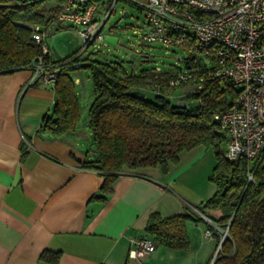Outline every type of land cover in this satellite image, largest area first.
Wrapping results in <instances>:
<instances>
[{
    "label": "crops",
    "instance_id": "1",
    "mask_svg": "<svg viewBox=\"0 0 264 264\" xmlns=\"http://www.w3.org/2000/svg\"><path fill=\"white\" fill-rule=\"evenodd\" d=\"M30 77V68L0 72V264H48L39 259L43 249L60 252L57 264H210L218 247L204 232L217 228L212 218L222 211L206 210L210 218L197 206L215 189L208 179L212 150H182L166 172L158 165L124 169L106 199L94 197L102 178L83 164L96 153L91 129L88 146L79 127L62 135L43 129L56 93L53 84ZM73 81L79 100L82 80ZM189 87L174 91L176 103L185 105ZM153 211L198 215L185 221L187 246L130 253Z\"/></svg>",
    "mask_w": 264,
    "mask_h": 264
},
{
    "label": "trees",
    "instance_id": "2",
    "mask_svg": "<svg viewBox=\"0 0 264 264\" xmlns=\"http://www.w3.org/2000/svg\"><path fill=\"white\" fill-rule=\"evenodd\" d=\"M50 1L56 4L49 5ZM126 1L141 10L138 2ZM63 2L0 0V72L32 69L41 53V44L32 37L34 26L45 27L53 22ZM74 52L61 59L44 55L47 61L59 62L53 84L56 101L41 125L54 135L72 132L77 125L78 99L69 75L71 68L65 62ZM77 61L80 67L89 70L93 82L88 124L96 153L83 163L102 178L100 194L93 196L106 199L124 169L158 165L166 172L168 162H176L182 150L203 145L212 150L215 158L208 175L215 189L197 209L210 218L206 210L222 211L220 217L212 218L217 228L211 225L207 228L213 232L217 247L222 239L212 264H264V154L252 161L244 156L226 157V135L213 118L215 111L233 103L239 87L208 81L203 89L192 90L189 84L183 107L168 95L188 85L167 86L175 71L134 72L119 60H99L91 55L81 56ZM153 85L159 87V92L152 91ZM134 89L143 90L144 96L134 93ZM188 218L199 217L187 211L170 216L153 211L144 231L155 245L183 248L188 244L185 227ZM222 229H227L225 235L220 234ZM59 258L60 252L51 249H43L39 254V259L48 264H57Z\"/></svg>",
    "mask_w": 264,
    "mask_h": 264
},
{
    "label": "built area",
    "instance_id": "3",
    "mask_svg": "<svg viewBox=\"0 0 264 264\" xmlns=\"http://www.w3.org/2000/svg\"><path fill=\"white\" fill-rule=\"evenodd\" d=\"M117 1L64 0L61 4L55 19L82 26L78 29L82 44L65 61L70 68L80 67L77 58L90 44L103 40L102 28ZM139 4L146 25L140 42L182 50L177 58L183 64L167 80V86L191 84L192 90H201L206 82L218 81L239 87L233 103L213 113L226 135V157L244 156L252 161L264 154V0H146ZM47 26H34L32 37L41 44V53L33 62L30 83L54 84L59 69V62L44 57L49 54ZM154 71L161 68L156 66ZM152 91L159 92V87L153 85ZM204 235L213 238L210 229ZM131 242L130 253L139 257L156 247L146 233Z\"/></svg>",
    "mask_w": 264,
    "mask_h": 264
},
{
    "label": "rangeland",
    "instance_id": "4",
    "mask_svg": "<svg viewBox=\"0 0 264 264\" xmlns=\"http://www.w3.org/2000/svg\"><path fill=\"white\" fill-rule=\"evenodd\" d=\"M125 11L128 12L127 16H123ZM145 27L144 12L125 0H118L114 11L102 28L103 40L90 44L82 57L90 54L99 60H119L126 69L134 72L141 69L154 70L156 66H159L161 70L176 71L183 64L177 58L182 50L177 47H165L157 42L141 43L139 35L144 32ZM77 29H82V26L60 22L56 19L47 26L45 43L53 56L64 58L81 46L82 36L76 32ZM107 35L116 37L117 41L109 42L106 40ZM146 56L148 57L144 60ZM69 75L72 79L79 76L82 80L78 86L81 93L78 100L76 128L79 127L84 138L81 140L88 146L92 141L88 124V108L90 100L93 98L92 78L86 67L71 68ZM146 95L151 96L149 91L146 92ZM219 232L223 235L224 229Z\"/></svg>",
    "mask_w": 264,
    "mask_h": 264
},
{
    "label": "water",
    "instance_id": "5",
    "mask_svg": "<svg viewBox=\"0 0 264 264\" xmlns=\"http://www.w3.org/2000/svg\"><path fill=\"white\" fill-rule=\"evenodd\" d=\"M127 15H128V12L125 11L124 14H123V16H127ZM106 40H108L109 42L115 43L117 41V38L114 37V36H111V35H107L106 36ZM144 60H146V58ZM133 92L136 93V94H139L141 96H144V94H145V92L143 90H141V89H134ZM177 105L184 107V106H186V103H185V105H180V104L177 103ZM226 231H227V229L224 231V234L223 235L226 234ZM222 238H223V236H222ZM221 242H222V239L220 240V243H219L218 247L220 246ZM212 262H213V260L211 261L210 264H212Z\"/></svg>",
    "mask_w": 264,
    "mask_h": 264
}]
</instances>
